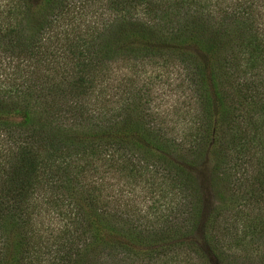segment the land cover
Here are the masks:
<instances>
[{"label":"trees","instance_id":"trees-1","mask_svg":"<svg viewBox=\"0 0 264 264\" xmlns=\"http://www.w3.org/2000/svg\"><path fill=\"white\" fill-rule=\"evenodd\" d=\"M212 7L0 0V264H210L199 229L219 264H264L241 236L264 239V31L251 3ZM146 61L180 67L191 133H171L119 76ZM141 169L167 186L156 216L106 188Z\"/></svg>","mask_w":264,"mask_h":264},{"label":"rangeland","instance_id":"rangeland-1","mask_svg":"<svg viewBox=\"0 0 264 264\" xmlns=\"http://www.w3.org/2000/svg\"><path fill=\"white\" fill-rule=\"evenodd\" d=\"M203 2H208L212 9L214 8L212 5L215 8L219 6L222 9H231L239 4L251 3L253 4V14L258 22L257 24L264 31V0H203ZM119 76L126 82V87L133 85L135 90H138V96L151 100L155 115L166 124L171 133L181 136L192 132L195 120V116L190 115V112L193 111V109H190L192 100L190 94L185 89L186 83L183 80V74L179 66L164 61H146L145 63H137L133 67L121 68ZM134 80L135 83L131 82ZM191 171L206 190L205 209L207 214L211 207L217 203L215 195L208 190L207 186L209 164L202 162L196 169ZM119 174L121 179L118 183L114 178L107 180V189H113L114 192L121 190L123 199L126 200L125 203L128 206L134 205V207H137V210L139 209L141 212L147 213L149 217L157 215V213L153 214V211H157L158 213L165 212L166 205L170 204L171 201L168 199L169 197L166 192V183H164L165 181L161 177L157 178L149 171L145 173L142 169L141 171L132 173L121 170ZM150 177L154 181H151ZM151 182L159 190L163 188L165 193L162 196L153 192L148 193V187H150ZM111 183L114 185L109 186L112 185ZM252 215L254 214L252 213ZM233 219L232 217L229 221H233ZM230 228L229 225L228 229ZM239 228L242 229V227ZM242 231H246L245 235L241 233V236H245L243 244L246 248L250 249V254L256 256L261 252L264 253V239H261L257 235V230L251 228L250 230ZM234 237L239 240L238 234H234ZM194 240L197 242V245L205 248L210 258V264H219L211 258V253L209 248H207L208 244L205 242V236L200 229L196 233ZM194 263L199 264L200 260L183 254L172 255L164 261V264Z\"/></svg>","mask_w":264,"mask_h":264}]
</instances>
